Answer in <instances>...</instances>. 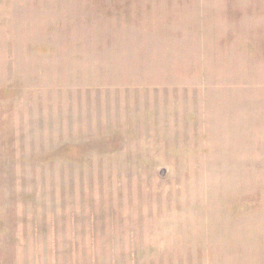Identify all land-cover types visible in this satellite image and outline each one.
Returning a JSON list of instances; mask_svg holds the SVG:
<instances>
[{
  "label": "rangeland",
  "instance_id": "rangeland-1",
  "mask_svg": "<svg viewBox=\"0 0 264 264\" xmlns=\"http://www.w3.org/2000/svg\"><path fill=\"white\" fill-rule=\"evenodd\" d=\"M25 181L108 211L124 264H264V0H0V196Z\"/></svg>",
  "mask_w": 264,
  "mask_h": 264
},
{
  "label": "crops",
  "instance_id": "crops-1",
  "mask_svg": "<svg viewBox=\"0 0 264 264\" xmlns=\"http://www.w3.org/2000/svg\"><path fill=\"white\" fill-rule=\"evenodd\" d=\"M29 184L24 182V197L0 196V204L10 202V209L0 213L5 224L0 228V264H124L129 247H116L113 253L108 211L94 214V220L93 213L74 207L73 198L46 193L59 190L55 184L46 191L39 185L31 190Z\"/></svg>",
  "mask_w": 264,
  "mask_h": 264
}]
</instances>
